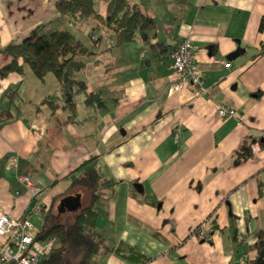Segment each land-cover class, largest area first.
<instances>
[{"label":"crops","instance_id":"0c3cea01","mask_svg":"<svg viewBox=\"0 0 264 264\" xmlns=\"http://www.w3.org/2000/svg\"><path fill=\"white\" fill-rule=\"evenodd\" d=\"M55 1L0 0V48L55 24L94 52L76 58L84 64L85 91L70 94L72 118L63 97L53 112L41 102L58 90L52 73L39 80L17 59L21 72L0 75V113H10L0 117V208L13 218L40 213L54 196L75 190L63 178L97 155L116 182L94 202L95 229L107 246L125 243L150 258L145 264H239L252 257L248 247L264 230V52L253 57L264 44V0H190L182 7L130 0L154 20L155 38L110 49L111 30L99 25L93 47L95 21L58 18ZM98 6L103 16L106 3ZM185 37L202 93L193 85L168 91V53ZM237 47L243 53L226 59ZM10 61L0 52V68ZM95 92L103 104H85ZM222 102L233 116H217ZM18 173L32 179L36 198ZM208 218L216 225L209 238L192 237ZM100 264L131 263L112 252Z\"/></svg>","mask_w":264,"mask_h":264},{"label":"trees","instance_id":"16d2710c","mask_svg":"<svg viewBox=\"0 0 264 264\" xmlns=\"http://www.w3.org/2000/svg\"><path fill=\"white\" fill-rule=\"evenodd\" d=\"M97 0H56L54 3L58 18H64L74 23H83L92 19L95 24L91 26L90 35L95 33L99 25L112 31L114 42L107 49L120 47L126 42L136 38L144 44H149L155 38V22L139 4L130 0H101L106 3V12L101 16L95 8ZM175 4L182 7L188 5L190 0H174ZM264 25L262 18L258 31ZM98 37L93 41L96 46ZM0 52L11 57V61L0 68V75L8 72H21V64L16 60L21 59L31 72L39 79L47 73H52L58 81V90L49 97L42 99L51 112L57 108L60 97L68 104L71 111L69 118L74 116V104L71 102V92L85 91V84L79 79L84 69L83 62L76 60L80 56H90L94 52L77 39L65 28L45 30V26L32 29L20 42L10 43ZM264 52L261 44L259 56ZM85 104L100 106L103 104L100 93H89L84 97ZM9 111L0 113L1 118L9 116ZM63 179H68L67 190L75 189L72 193H61L53 197L48 208H39L44 214V225L39 229L34 238L39 241L54 239L50 251L40 260L39 264H100V258L109 253H115L131 264H145L150 258L143 256L133 247L120 243L109 247L104 243L102 236L96 231L95 224L97 211L94 202L103 191L112 190L116 182L104 175L97 155L89 157L79 164ZM80 195L79 207L74 211L71 221L63 220L57 205L60 199ZM216 228L213 219H207V235ZM254 255L245 257L239 264H264V230L256 234V241L248 247Z\"/></svg>","mask_w":264,"mask_h":264},{"label":"built area","instance_id":"2783aa9c","mask_svg":"<svg viewBox=\"0 0 264 264\" xmlns=\"http://www.w3.org/2000/svg\"><path fill=\"white\" fill-rule=\"evenodd\" d=\"M92 38L96 39L97 36L93 35ZM193 48L191 40L185 37L169 51V92L182 90L187 85L195 86L198 93L204 92V80L198 71ZM216 112L219 118L235 114L234 109L226 106L224 102L217 105ZM16 179L32 198L39 195V189L28 175L18 173ZM206 230L207 220L195 226L190 234L196 239L207 240L209 237ZM34 235L27 217L13 218L0 208V264H39L50 251L51 243L36 240Z\"/></svg>","mask_w":264,"mask_h":264},{"label":"rangeland","instance_id":"374dc122","mask_svg":"<svg viewBox=\"0 0 264 264\" xmlns=\"http://www.w3.org/2000/svg\"><path fill=\"white\" fill-rule=\"evenodd\" d=\"M99 3H102V1L101 0H97L95 2L96 10H99V6H98ZM54 28H60V26H55V24H52L50 28H45V30H52ZM111 33L112 32H109L110 35H111ZM93 35L97 36V34L93 33L91 36H89L92 45H93V41L95 40V39L92 38ZM131 51L132 50H130L129 52H131ZM128 55L125 54L123 57L122 56H120V57L116 56V59H126ZM74 211L75 210H64L63 212H61L62 217H60V218L63 219V220L71 221V219L73 218V215H74ZM28 221H29V223L31 225L32 233H36L44 225V214H42V213L31 214L29 216V218H28ZM53 240L54 239L50 238V239H46V240H44L42 242L51 243V245H52V244H54Z\"/></svg>","mask_w":264,"mask_h":264},{"label":"water","instance_id":"95a60500","mask_svg":"<svg viewBox=\"0 0 264 264\" xmlns=\"http://www.w3.org/2000/svg\"><path fill=\"white\" fill-rule=\"evenodd\" d=\"M241 53H243V49H241L240 47H237L236 50H234L233 52L229 53L226 56V59L232 60ZM79 200H80V195L78 194L67 196V197L60 199L57 205L58 212H63L64 210H76L79 207Z\"/></svg>","mask_w":264,"mask_h":264}]
</instances>
